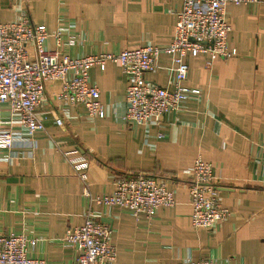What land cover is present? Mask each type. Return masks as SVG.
Here are the masks:
<instances>
[{
	"label": "crops",
	"instance_id": "obj_1",
	"mask_svg": "<svg viewBox=\"0 0 264 264\" xmlns=\"http://www.w3.org/2000/svg\"><path fill=\"white\" fill-rule=\"evenodd\" d=\"M182 6L183 0H0V17L17 21L26 13L33 23L46 25L50 49L56 48L52 34L71 23L77 41L69 50L86 55L169 44ZM226 11L232 25L229 45L237 54L189 57L184 84L200 89L201 95L183 101L177 111L143 124L126 123L128 77L114 62L104 71L98 66L90 71V82L101 90L103 118L90 117L81 103L63 115L53 95L60 81L50 83L37 110L45 130L35 132L28 146H16L11 160H0V236L26 226L41 238L33 255L51 264L75 259L74 248L60 240L86 218L83 183L65 157L66 151H75L90 158L93 195L110 194L117 175L134 173L163 177L175 190V204L160 208L148 222L117 207L92 205L112 229L117 264H174L187 257L264 264V163L259 160L264 141V3L228 5ZM157 64L146 78L172 86V57L162 54ZM55 111L63 125L56 123ZM0 123L18 128L21 122L17 113L2 109ZM198 157L220 171L219 200L231 213L211 229L196 228L191 221L188 170Z\"/></svg>",
	"mask_w": 264,
	"mask_h": 264
},
{
	"label": "built area",
	"instance_id": "obj_2",
	"mask_svg": "<svg viewBox=\"0 0 264 264\" xmlns=\"http://www.w3.org/2000/svg\"><path fill=\"white\" fill-rule=\"evenodd\" d=\"M260 3L264 0H183L182 9L177 13L174 38L169 44L86 55H75L69 50L77 41L71 23L70 27L57 29L52 34L56 48L50 49L51 34L46 25L33 23L26 13L17 21L7 22L0 17V111L8 109L17 113L21 122L18 128L0 123V160H11L16 146H28L27 141L30 143L35 132L45 130L37 110L46 100L52 82L60 81V89L53 95L63 115L81 103L90 117L103 118L106 109L100 99L101 90L89 79L94 66L104 71L108 62H114L126 73L123 120L128 124L146 123L153 117L177 111L185 100L198 99L201 90L184 84L189 74L188 58L203 53L212 59L235 56L236 49L229 45L232 25L227 6ZM162 54L171 56L175 63L172 86H161L146 78L147 73L158 68ZM59 111H55V120L63 125ZM65 157L83 183V197L87 202L84 223L70 226L60 239L75 250V259L70 264H117L112 229L100 220V213L92 209L93 204L106 209L117 207L140 222L155 219L160 208L175 204V190L167 180L146 173L117 175L110 194L93 195L88 157L75 151H66ZM259 160L264 163V141L260 145ZM188 173L192 224L196 228H214L231 214L219 200L221 173L202 157L195 160ZM25 227L0 236V264H51L32 254L41 238L29 234ZM174 264L218 262L213 258L187 257Z\"/></svg>",
	"mask_w": 264,
	"mask_h": 264
},
{
	"label": "water",
	"instance_id": "obj_3",
	"mask_svg": "<svg viewBox=\"0 0 264 264\" xmlns=\"http://www.w3.org/2000/svg\"><path fill=\"white\" fill-rule=\"evenodd\" d=\"M103 220L109 222V219L104 218Z\"/></svg>",
	"mask_w": 264,
	"mask_h": 264
},
{
	"label": "trees",
	"instance_id": "obj_4",
	"mask_svg": "<svg viewBox=\"0 0 264 264\" xmlns=\"http://www.w3.org/2000/svg\"><path fill=\"white\" fill-rule=\"evenodd\" d=\"M89 159V161H90V158H88ZM154 175V174H153Z\"/></svg>",
	"mask_w": 264,
	"mask_h": 264
}]
</instances>
